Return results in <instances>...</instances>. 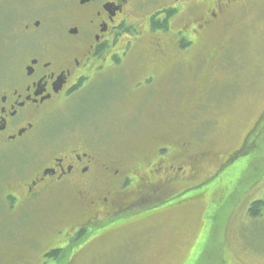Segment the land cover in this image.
Returning <instances> with one entry per match:
<instances>
[{
    "label": "rangeland",
    "instance_id": "374dc122",
    "mask_svg": "<svg viewBox=\"0 0 264 264\" xmlns=\"http://www.w3.org/2000/svg\"><path fill=\"white\" fill-rule=\"evenodd\" d=\"M235 1L208 40L209 52L222 46L223 54L200 63L195 56L205 58L201 39L181 57L178 52L160 59L152 95L153 89L134 93L138 71L129 64L95 76L46 119L33 135L35 147L0 166V185L5 186L21 164L36 169L53 147L66 145L73 135L132 157L128 163L152 158L165 143H185L193 157L202 153L191 160L197 170L186 180L199 191H186L177 203L164 204L160 195L157 203L125 214L129 222H111L114 226L96 239L87 234L76 245L81 251L73 264H264V209L258 217L249 214L250 203L264 200V0H239L232 6ZM161 5L152 0L133 18L137 30L147 34L136 47L150 46L154 33L149 35L140 20ZM133 33L124 34L122 44L134 39ZM178 161L179 154L173 159ZM0 195L2 202L3 191ZM67 208L56 220L46 209L10 210L0 203V264H10V252L14 259L40 264L41 249L58 245L56 230L85 219ZM44 228L49 233L41 234ZM32 236L42 243L31 247L27 239ZM44 261L58 260L45 255Z\"/></svg>",
    "mask_w": 264,
    "mask_h": 264
},
{
    "label": "flooded vegetation",
    "instance_id": "af4514ba",
    "mask_svg": "<svg viewBox=\"0 0 264 264\" xmlns=\"http://www.w3.org/2000/svg\"><path fill=\"white\" fill-rule=\"evenodd\" d=\"M150 1L0 0V166L15 153L35 147L38 139L33 135L46 119L95 76L129 64L138 71L134 93L153 89L148 93L152 95L160 59L177 57L178 52L181 57V52L199 46L201 39L199 51L202 49L205 58L195 56L200 63L218 52L223 54L221 45L209 52L208 40L222 24L220 16L223 18L231 0H156L162 5L152 17L140 20L148 25L149 35L154 33L152 47L141 49L136 42L143 41L146 33L139 32L132 20ZM131 33L134 39L122 44L124 34ZM189 59L192 57L186 61ZM71 138L66 145L53 147L55 151L36 169L21 164L7 184L0 185V203L10 210L46 209V215L57 220L66 214L68 205L67 211L85 216L83 222L56 230L58 245L41 249L40 264L46 263L45 255L73 264L81 251L76 247L80 239L99 238L114 226L111 222L123 220L125 224V214L146 203H157L160 195L164 204L177 203L178 196L196 187L186 180L197 170L191 160L202 153L191 156L185 143H165L152 158L128 163L132 157L100 148L89 137ZM177 154L178 163L173 162ZM178 185L189 187L178 191ZM42 233H49L48 229ZM38 237H28L31 247L42 243ZM10 256V264L30 262L24 257L14 259L11 252Z\"/></svg>",
    "mask_w": 264,
    "mask_h": 264
},
{
    "label": "trees",
    "instance_id": "16d2710c",
    "mask_svg": "<svg viewBox=\"0 0 264 264\" xmlns=\"http://www.w3.org/2000/svg\"><path fill=\"white\" fill-rule=\"evenodd\" d=\"M231 166V165H230ZM229 166V167H230ZM229 167H227V168H229ZM226 168V167H225ZM227 168L225 169V170H227ZM263 206H264V202H256V203H252L251 205H250V208H249V214L251 215V216H256V217H258L260 214H261V212H262V209H263Z\"/></svg>",
    "mask_w": 264,
    "mask_h": 264
}]
</instances>
